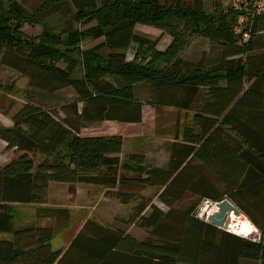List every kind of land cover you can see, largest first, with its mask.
Instances as JSON below:
<instances>
[{
    "label": "trees",
    "instance_id": "1",
    "mask_svg": "<svg viewBox=\"0 0 264 264\" xmlns=\"http://www.w3.org/2000/svg\"><path fill=\"white\" fill-rule=\"evenodd\" d=\"M35 1L41 13L60 7L65 10L59 11V19L95 23L89 34L100 41L85 53L83 74L74 75L56 63L58 50L50 33L43 30L39 39H31L19 31L37 21V11L29 14L17 0H0V66L26 76L34 89L54 93L70 88L77 97L58 110L24 104L12 115L11 127H0V140L16 152L0 167V235L8 236L0 237V264H264V126L252 125L264 118V13L247 16L246 10L230 6V0H213L211 13L205 10V0ZM136 25L161 31L169 44L157 49V40L134 33ZM70 28L63 32L76 43ZM197 37L218 47L216 64L182 59ZM131 44L135 51L127 60L125 51ZM91 59L98 63L89 65ZM137 85L147 92L144 102L136 98ZM244 85L248 86L243 91ZM144 103L191 111L199 126L196 135L194 126L185 128L182 143L176 142V134L165 167L147 165L140 154L121 162L120 136L80 134L103 121L140 123ZM241 113L250 116V125L238 123ZM226 126L233 134L224 138L218 151H227L239 162L229 180H221L226 175L211 176L223 184L219 189L188 160L195 158V145L206 133L211 131L218 140ZM254 159L262 161L261 175L248 170V161L253 166ZM50 183L98 186L121 204L136 201L128 223L147 237L139 241L121 228L87 220L66 247L53 249L52 228L15 227L13 206L45 204ZM132 184L158 188L156 198L166 211L143 196L120 190ZM260 185L263 191L254 194ZM255 195L258 199L253 200ZM187 196L196 201L181 207ZM202 199L231 201L258 230L259 240L199 219L195 210ZM44 213L60 222L66 212Z\"/></svg>",
    "mask_w": 264,
    "mask_h": 264
},
{
    "label": "rangeland",
    "instance_id": "2",
    "mask_svg": "<svg viewBox=\"0 0 264 264\" xmlns=\"http://www.w3.org/2000/svg\"><path fill=\"white\" fill-rule=\"evenodd\" d=\"M17 1L29 14L37 11V21L33 24L23 25L20 27L19 31L27 38L31 39H39L42 36L43 30L44 32L46 31V33L48 32V34L50 33L51 38L55 39L53 45H55L58 50V56L56 58L58 66L70 68L74 75H82L83 62L86 60L85 53L89 54L91 51L90 49L100 41H94L89 34L91 33L90 29L96 26V24H86L80 21L74 22L72 17L59 19L57 17L59 16V11L65 10L64 8L61 9L59 7L58 10L50 9L49 11L41 13L38 11L40 5L36 3L35 0ZM212 4L213 0H205V10L209 13H211ZM226 5L225 3L224 6ZM65 7L68 8L70 12L69 5L66 4ZM67 14L68 13L65 15ZM65 15H61V17ZM68 24H70L71 28L68 27ZM249 24L250 21L249 23L245 22L246 26ZM65 28H70L73 31L72 33H74L77 38L76 43H71L68 38L69 35L63 32ZM134 33L149 40H157V45L160 49L169 41L167 35L162 34L161 31L153 27L136 25ZM215 48L218 49L216 46ZM134 51L135 45L131 44L125 51L127 60L132 59ZM98 53L103 54L102 50ZM97 63L98 61L93 59L88 62L89 65H95ZM76 100L77 97L70 88H65L54 93L37 90L30 87L29 80L26 76L13 69L0 66V127L9 125L12 122V115L24 104L36 105L46 110H58L62 105ZM78 106L80 108L81 103H79ZM145 107L148 110H151V107L154 108L156 113L153 115V120L145 122L144 125L124 126L123 123L119 122L103 121L92 124L81 132L83 135H95L100 134V132L109 136L120 134L117 136L122 138V150L119 156L121 162L132 154L141 155L139 151H142L147 154L145 159L146 164L147 162H159L161 166L166 165L167 159L170 156L168 149L171 142L175 141L176 134L180 136L183 128L179 125L180 116L173 108L153 107L147 104H145ZM129 127L131 130H127ZM14 156L12 150L8 149L0 140V167L8 163ZM120 190L134 193L137 196H143L146 200H151L158 208L166 211V208L156 198V194L159 191L156 187H142L132 184L128 187H122ZM194 200L196 201V197L190 198L187 196V199H184L179 205L184 207ZM205 201H208L209 204ZM212 202L213 201L207 199L199 200L197 202L198 205L195 210V215L202 210L203 217L206 212L212 211L213 213L217 211V208L214 209ZM135 204L136 201L126 205L121 204L113 197L106 195L105 190L98 186L50 183L45 204L13 206L15 214L14 226L20 228L34 225L52 228L55 231V237L51 242L53 249H59L68 244L74 236L82 230V226L87 220L94 221L104 226L110 225L121 228L131 237L141 241L147 237V234L137 225L128 223L132 218ZM46 209L65 210L66 213H64L63 218L60 219L61 223L57 222V220H59L57 217H44L46 216L44 213ZM246 218L240 213L238 217L232 220V225L237 224L236 222L242 223ZM251 225L253 227L252 223ZM244 229L245 225L242 230ZM254 229L252 234H254V239H257L259 232ZM0 237L7 238L8 236L0 235ZM242 264L254 263L245 261Z\"/></svg>",
    "mask_w": 264,
    "mask_h": 264
},
{
    "label": "crops",
    "instance_id": "3",
    "mask_svg": "<svg viewBox=\"0 0 264 264\" xmlns=\"http://www.w3.org/2000/svg\"><path fill=\"white\" fill-rule=\"evenodd\" d=\"M169 42H170V38H169V41L166 42V45H168ZM166 45L161 49L157 45V49L162 50L166 47ZM256 51H258V50H256ZM260 52H262V50ZM181 57L183 60H185L187 62H191V63H196L199 60H203V62L206 66H210V65L216 64L219 61L220 52H219V49H216L215 46L212 45L207 39L198 37V38H195L190 43V45L183 51ZM247 86L248 85H244L243 91L247 89ZM146 94H147V92H146V90L145 91L143 90V87H139L138 85L135 87L136 98H138L141 102H144L146 100V98H147ZM145 104H147V103H144L142 105V109H141V114H142L141 122L136 123V124L123 123L124 126L125 125H129V126L138 125V126H140V125H144L145 122H149V121L153 120V115L156 113V110L152 107H151V110L146 109ZM241 108H243V107H241ZM145 111H146V114H145ZM176 112L180 116L179 117V125L181 127H183L182 131L180 133V136L178 135L177 142L182 143L183 142L182 132L184 131V129L187 127L194 126V134L196 135V134H198L199 126L196 127L195 123L193 122V114L191 111L176 110ZM249 118H250V116L248 114L241 113L240 115H238L237 121H238V123H241V124L244 123V125H250L251 121ZM218 121H220V119ZM230 124H231V121H228V123L226 125H230ZM257 124L264 126V118H262L261 120H259L257 122L252 123V125H257ZM11 126H12V122L9 125H7L6 127L8 128ZM82 130H84V129H82ZM127 130H131V128L129 127V128H127ZM232 132L230 131V128H228L227 126L224 127L223 131L221 132V134L217 140V136L216 135L213 136L211 134L212 132L209 131V133H206L204 135L202 142L200 144L195 145V148L197 150L195 158L188 160V161H191V165L195 169L200 170L201 175H207L208 174L210 176L211 182L213 181V183L216 184V186L219 189L224 187L223 184L221 183V181H215L211 176H213V174L217 173L220 175H226L227 176L221 180H229L230 179L229 176H232L233 169L235 167H238V163H237V162H239L238 158H235V157L233 158L232 156L228 155L227 151H225L224 154H222L218 151L222 147V144L224 142V138H226L228 135H232L233 134ZM80 134L82 136H109V135H105L101 132H100V134H95V135H83L82 132H80ZM114 135H120V134H114ZM174 142L175 141H172L171 145ZM171 145H170V147H171ZM170 147L168 149L169 155H170ZM11 150H12L13 154L16 155L15 150L14 149H11ZM139 152L144 157V159H146L147 154L145 152H142V151H139ZM119 156H120V154L118 155V157ZM168 159H169V157H168ZM168 159H167V162H168ZM167 162H166V165H167ZM248 162H249L248 163V167H249L248 170L252 169L254 171V173L257 175L262 174V172L260 171V164L262 163L261 159L260 160L254 159L253 160V166L251 165L252 163L250 160ZM147 164L152 166V167H165L166 166V165L161 166L159 162H155V163L147 162ZM246 191H248V190H245V192ZM252 191L254 192V194L257 192H262L263 186L262 185H260L258 187L256 186ZM249 196H250L249 194L245 195L246 200L249 198ZM258 197H259V199L261 197V195L259 193H258ZM255 199H258L257 195H255L253 197V200H255ZM230 203H231V201H230ZM233 219H235V218H233ZM67 245L68 244L63 246V248L66 247ZM243 262H245V261H242L240 264H242Z\"/></svg>",
    "mask_w": 264,
    "mask_h": 264
},
{
    "label": "built area",
    "instance_id": "4",
    "mask_svg": "<svg viewBox=\"0 0 264 264\" xmlns=\"http://www.w3.org/2000/svg\"><path fill=\"white\" fill-rule=\"evenodd\" d=\"M229 4L234 9H244V10H246L247 16H250V15L252 16L254 14L255 15H259V14H263L264 13V0H230ZM240 21H242V20H240ZM235 32L239 33L240 29L237 27L235 29ZM242 38H243L244 41H246L247 38H248V34L244 33L242 35ZM205 202L209 204L208 201H205ZM212 203H213L214 209H216V205H217L218 202H212ZM202 213H203V210L201 212H198L196 216L199 219L207 222V218H208V216H210L212 214V211L206 212L204 217H203ZM233 217L234 216L231 215V221H230V224L227 226V229L225 230L226 232L234 234V235H237V236H239L241 238L252 240V241L259 240V236L258 235H257V239H254V234H252V233H253V229L255 227L254 226H253L254 228L252 227L251 222L246 217L245 218L247 220L245 219L244 222L243 221H242V223L241 222H236L237 224H239V226H238L239 229L236 228V224H234V223L233 224H234L235 227H232ZM244 225H247L250 228L249 232L246 235L237 234L240 231V229H242V227ZM254 230L257 231L256 228Z\"/></svg>",
    "mask_w": 264,
    "mask_h": 264
},
{
    "label": "water",
    "instance_id": "5",
    "mask_svg": "<svg viewBox=\"0 0 264 264\" xmlns=\"http://www.w3.org/2000/svg\"><path fill=\"white\" fill-rule=\"evenodd\" d=\"M216 208L217 211L208 216L207 222L223 231H225L230 224L231 215L235 217L240 215L239 210L225 199L218 202Z\"/></svg>",
    "mask_w": 264,
    "mask_h": 264
},
{
    "label": "bare ground",
    "instance_id": "6",
    "mask_svg": "<svg viewBox=\"0 0 264 264\" xmlns=\"http://www.w3.org/2000/svg\"><path fill=\"white\" fill-rule=\"evenodd\" d=\"M233 218H235V217H233ZM237 219H239V218H237ZM238 226H239V224H236V228L237 229H239ZM232 227H235V226L232 225ZM249 230H250V228L247 225H245V229L244 230L240 229V231L237 234H239V235H246L249 232Z\"/></svg>",
    "mask_w": 264,
    "mask_h": 264
}]
</instances>
